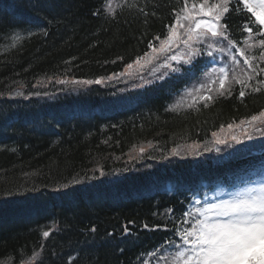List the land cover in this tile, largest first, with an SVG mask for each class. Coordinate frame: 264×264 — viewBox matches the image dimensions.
<instances>
[{
	"label": "trees",
	"instance_id": "16d2710c",
	"mask_svg": "<svg viewBox=\"0 0 264 264\" xmlns=\"http://www.w3.org/2000/svg\"><path fill=\"white\" fill-rule=\"evenodd\" d=\"M115 2L121 7L109 16L104 0H0V264H69L70 257L71 264H158L149 253L180 238L177 218L196 194L264 170V136L254 131L264 117L249 123L264 112V86L241 98L233 83L218 95L219 84L206 81V54L194 75L181 65L162 80L133 73L110 86L56 82L124 72L149 42L159 43L156 36L166 37L173 9L182 7V0ZM244 19L230 14L241 41ZM201 84L213 89L207 107ZM242 128L252 140L214 150L213 132L230 137Z\"/></svg>",
	"mask_w": 264,
	"mask_h": 264
},
{
	"label": "snow or ice",
	"instance_id": "6c2138e0",
	"mask_svg": "<svg viewBox=\"0 0 264 264\" xmlns=\"http://www.w3.org/2000/svg\"><path fill=\"white\" fill-rule=\"evenodd\" d=\"M119 7L121 5L115 0H104L102 6L109 16H114ZM100 11L97 10L94 14H99ZM173 12L175 20L168 26L166 37L163 40L160 36L155 37L156 40H160L159 47H155L151 42L148 44L150 53L157 55L146 52L144 56L150 57L146 63L151 65L153 61L159 59L158 54L174 52L181 48L182 50L165 56L163 62L158 65V68L167 71L157 76V67L151 69L155 79L162 80L169 73L180 72L181 65H190L187 72L194 75L198 70L195 64L197 57L206 54L207 57L213 58L212 63L215 64V56L219 53L226 55L230 63L219 68L212 67L210 72H204L211 84H219V88L215 89L218 95L230 94L233 83L241 86L239 91L241 98L246 94L244 89H250L253 92L262 90L264 79L257 80L256 77L264 74V0H182V7L173 9ZM231 13L245 15L239 30L248 35L242 41L237 39L232 31L234 26L230 23ZM16 39L20 37L17 36ZM200 45L203 47H199ZM241 58L246 69H241V73H237L236 68L241 65ZM142 59L137 57L133 63L126 66L124 72L114 73L108 77H99L94 80L59 79L56 82L61 85H103L106 80L132 76L133 73L128 69H132L133 64L141 68L146 66L141 63ZM253 80H256V85L251 83ZM151 82L145 81V83ZM201 89H207L206 94L199 96L207 107L208 102L214 100V96L209 94L213 89L201 84L196 91ZM17 95L24 94L20 92ZM261 117H264V112L258 116H252L249 123L258 121ZM244 123L241 121L240 125ZM227 128L231 131L234 126L228 124ZM254 131L264 136V127H256ZM212 136L213 144L217 146L214 150L218 153L222 151L219 145L229 148L232 143L241 144L244 139H253L252 133L247 128H242L239 135L231 134L230 137H221L217 132H213ZM193 149L197 155L203 154L199 151L198 144H194ZM138 151L143 155L146 149L140 147ZM203 151L211 152L213 148L204 147ZM172 154H179L177 148L172 149ZM101 175L104 173L101 172ZM189 216L193 217L191 222L186 219ZM181 219L183 224L189 225L175 229L174 235H178L182 243L177 245L170 237L166 241L169 248L175 249L171 253V264H264V180L254 187L231 195L229 199L205 204L204 207L195 209V213L182 212L177 220ZM128 223L131 225L135 222ZM143 228H150L152 231L161 228L169 230L164 223L151 226L145 223ZM91 231L95 232L96 228L92 227ZM123 231L124 234L131 233L128 226H125ZM42 235L48 238L50 231H44ZM72 259V257L69 258V264ZM163 259L167 261L168 257L165 256Z\"/></svg>",
	"mask_w": 264,
	"mask_h": 264
},
{
	"label": "rangeland",
	"instance_id": "374dc122",
	"mask_svg": "<svg viewBox=\"0 0 264 264\" xmlns=\"http://www.w3.org/2000/svg\"><path fill=\"white\" fill-rule=\"evenodd\" d=\"M158 47L159 46H157V48ZM180 50H182V49H179L178 51H180ZM150 55H157V54H151L150 53ZM142 58L143 59L141 60V63L146 65L144 68H141L139 65L133 64V68L128 69V71L132 72V73H138L139 75H141L150 66V65H147V63H146L150 57L144 56ZM212 60H213V58L210 57V62L208 64L209 72H210L212 67L219 68L221 66H224L225 64H228V62H227L228 57L224 58V56L222 54H219V53H217L215 56V60H216L215 64L212 63ZM158 69H161V68H158ZM149 73H151L150 69L144 72L145 75L149 74ZM125 77L126 76H120V77L115 78L109 82L106 80L105 81L106 86L117 85V79H125ZM128 79L133 80V79H135V76L132 75V76L128 77ZM213 79H215V77H213ZM206 81H208V84H211L209 82L208 76L206 77ZM193 93H194V91L191 92V94H193ZM262 180H264V171H263L262 175L255 177L253 180L246 181V182H238V183L230 184L227 186H224V185L216 186L214 188V190H212V191L196 194L190 203L189 209L186 212L195 213V209L202 208V207H204L205 204L215 203L218 200H222V199H229V198H231V195H233L237 192L243 191L249 187H254L258 183H260ZM219 185H221V184H219ZM196 201H200V203H196ZM11 203H12L11 200L7 201V204H11ZM0 206H2V202L0 203ZM186 219H188L191 222L193 217L189 216ZM188 226L189 225L183 224L181 227H188ZM175 243L177 245H179L182 243V241L179 238L175 241ZM174 251H175V249L169 248L168 245L162 246L159 249H156V250L149 253V255H148L149 260L151 259V257H154V258L159 257L160 261L158 264H164L163 257L167 256V257L171 258V253ZM170 264H171V260H170Z\"/></svg>",
	"mask_w": 264,
	"mask_h": 264
}]
</instances>
